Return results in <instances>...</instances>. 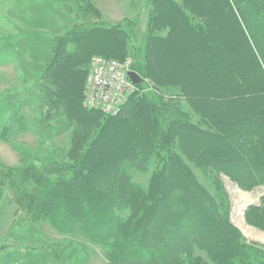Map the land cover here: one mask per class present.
Listing matches in <instances>:
<instances>
[{"label": "trees", "instance_id": "1", "mask_svg": "<svg viewBox=\"0 0 264 264\" xmlns=\"http://www.w3.org/2000/svg\"><path fill=\"white\" fill-rule=\"evenodd\" d=\"M66 1L100 14L90 0ZM225 1L220 17L183 22L190 41L177 46L178 58L172 55V76L159 75L152 91L131 96L120 119L82 107L90 58H110L95 54L110 52L90 41L101 29L74 27L47 41L38 70L23 78L32 88L28 98L0 100V142H14L23 160L19 167L0 164V200L9 195L23 225L47 224L87 240L107 264H264V249L248 245L230 222L220 181L224 175L244 190L264 184V0ZM136 60L132 70L143 76V60ZM139 101L145 104L135 106ZM29 130L65 136V151L32 159L15 141ZM137 171L151 173L146 188L132 183L130 172ZM197 174L205 182L213 176L214 195ZM246 216L264 230V203ZM39 249L13 250L0 264L64 260L61 249Z\"/></svg>", "mask_w": 264, "mask_h": 264}, {"label": "rangeland", "instance_id": "2", "mask_svg": "<svg viewBox=\"0 0 264 264\" xmlns=\"http://www.w3.org/2000/svg\"><path fill=\"white\" fill-rule=\"evenodd\" d=\"M90 2L99 10L100 14L97 17L83 13L72 1L67 3L65 0H0V55H8L0 61V100L13 102L12 100L16 99L21 101L27 99L26 93L32 88L28 81H23V78L38 70L47 56V41L74 27L101 29L97 36H91L90 41L92 45L96 44L104 50L109 49L110 53L95 54L122 62L130 59L131 70L136 59H139V56L142 58L145 74L140 76L143 81L132 95L138 99L142 94L152 91L155 84L158 85L159 75L163 78L172 76L171 65L174 62L172 55L178 58L180 52L175 51L177 46L188 45L190 41L187 38L189 29L183 22L190 20L204 23L202 18H210L211 13L215 12L220 17L219 2L222 6L226 3L225 0H90ZM142 104L145 103L139 101L135 106ZM131 107L132 105L128 103L122 108L121 114L114 117L120 119ZM144 107L147 105H143L142 109ZM30 120L37 122L35 119L32 121V117ZM107 132L106 136L110 135L112 139V130L108 128ZM122 138L113 140V144L123 143ZM15 141L17 145L20 144L29 151L32 159L43 158L50 152L56 153L54 155L59 157L67 144L65 136H54L49 139L44 135L39 136L34 130L23 132ZM12 145L0 142V164L6 167L22 166L23 160L13 150ZM185 149L191 152V147L186 145ZM215 167L230 166L225 164ZM130 176L132 183L137 186L146 188L150 184V172H130ZM220 176L222 188L231 203L230 222L248 245L255 249H264V230L249 223L246 216L250 206L259 207L264 203V184L252 190H244L230 178ZM198 179L199 185H203L214 195L210 185L214 180L213 176L207 177L208 184L200 176ZM184 185L187 192L196 196L192 187L186 182ZM7 195L0 200V256L31 246L41 247L39 250L50 254L54 249L63 250L58 245L70 243L69 248L63 250L64 260L59 264H107L101 250L87 240L71 235H60L47 224H34L30 228L23 225V215L19 217L14 215L15 207L8 202ZM238 215L244 225L238 224L236 219ZM163 216L161 212L157 217ZM88 225L97 229L94 224ZM156 248L159 249L160 246ZM69 251L71 255L73 254L72 258Z\"/></svg>", "mask_w": 264, "mask_h": 264}, {"label": "built area", "instance_id": "3", "mask_svg": "<svg viewBox=\"0 0 264 264\" xmlns=\"http://www.w3.org/2000/svg\"><path fill=\"white\" fill-rule=\"evenodd\" d=\"M131 66L130 59L122 62L93 55L87 64L82 107L110 117L118 115L137 88L128 76Z\"/></svg>", "mask_w": 264, "mask_h": 264}, {"label": "water", "instance_id": "4", "mask_svg": "<svg viewBox=\"0 0 264 264\" xmlns=\"http://www.w3.org/2000/svg\"><path fill=\"white\" fill-rule=\"evenodd\" d=\"M128 76H129L131 82H132L134 85H136V86H138V85H139L140 83H142V81H143V79L140 77V75L137 74V73L134 72V71H129V72H128ZM242 224L244 225V222H243V221H242ZM238 227H239V226H238Z\"/></svg>", "mask_w": 264, "mask_h": 264}, {"label": "bare ground", "instance_id": "5", "mask_svg": "<svg viewBox=\"0 0 264 264\" xmlns=\"http://www.w3.org/2000/svg\"><path fill=\"white\" fill-rule=\"evenodd\" d=\"M236 219H237V222H238L239 225H243V224H242V218H241L239 215L237 216ZM246 229H247V228H246ZM257 237H258V236H257ZM258 238H259V237H258ZM261 238H262V237H261Z\"/></svg>", "mask_w": 264, "mask_h": 264}]
</instances>
